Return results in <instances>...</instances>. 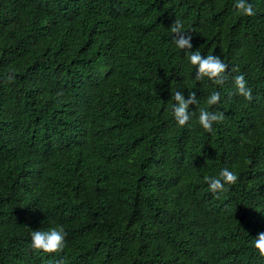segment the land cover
Masks as SVG:
<instances>
[{
	"label": "trees",
	"instance_id": "1",
	"mask_svg": "<svg viewBox=\"0 0 264 264\" xmlns=\"http://www.w3.org/2000/svg\"><path fill=\"white\" fill-rule=\"evenodd\" d=\"M249 2L0 0V264H264V0ZM177 20L228 65L222 85L193 79ZM177 90L198 98L191 126ZM205 107L225 114L211 132ZM223 168L238 181L213 193ZM54 227L65 247L33 249Z\"/></svg>",
	"mask_w": 264,
	"mask_h": 264
},
{
	"label": "clouds",
	"instance_id": "2",
	"mask_svg": "<svg viewBox=\"0 0 264 264\" xmlns=\"http://www.w3.org/2000/svg\"><path fill=\"white\" fill-rule=\"evenodd\" d=\"M234 10L244 16L255 15L252 4L249 0H234ZM170 31L174 34L173 40L177 50H183L187 56L189 65L194 66L195 74L193 79L196 81H202L205 78L212 81L217 85H222L225 79L228 78V65L225 61L213 52L208 54H202L199 50H192L191 35H187L189 31H185V24L177 20L170 26ZM185 35H181V34ZM8 79H14L13 75L9 74ZM235 93L242 96L245 100H251V88L248 85L243 73L235 75L233 78ZM174 101L170 107L172 115L176 123L183 127L189 125V121L193 118V111L189 108V105H197L198 98L194 91L188 92L187 99L184 98L181 91H175L172 96ZM221 100L220 91H212L206 98V105L212 106L219 103ZM224 113L222 111H209L207 107L199 110L196 122L205 131L211 132L213 125L216 122L224 119ZM208 188L213 193H220L226 190L228 186L234 185L238 181V173L230 170L229 168H223L220 170L217 176L205 177ZM66 232L63 227H54L50 230H33L30 234V242L33 249L42 250L45 253L59 252L65 247ZM253 247L258 250L261 255H264V232H260L256 235L252 241Z\"/></svg>",
	"mask_w": 264,
	"mask_h": 264
}]
</instances>
